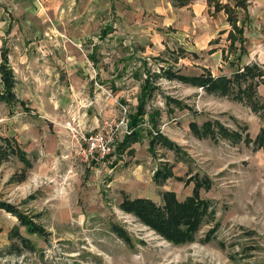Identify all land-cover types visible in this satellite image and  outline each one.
I'll list each match as a JSON object with an SVG mask.
<instances>
[{
	"label": "rangeland",
	"instance_id": "1",
	"mask_svg": "<svg viewBox=\"0 0 264 264\" xmlns=\"http://www.w3.org/2000/svg\"><path fill=\"white\" fill-rule=\"evenodd\" d=\"M25 1L32 11L22 21L31 24V36L32 25L39 23L43 38H67L70 34L81 41L87 72L73 80L78 86L85 85L83 89H88V100L93 105H98L96 92L106 90L118 108L125 106L132 112L141 83L133 75L138 70L146 75L147 71L157 73L160 67H171L181 74L197 75L204 68L214 76L231 71L228 62L233 55L230 56L226 41L229 27L222 12L213 13L205 0H196L182 9L173 8L170 0ZM1 5L6 7L5 2ZM8 7L11 17L12 6ZM108 28L111 32L96 46L100 34ZM259 32L253 48L261 53L257 63L264 65V23ZM251 48L247 46L250 53ZM156 83L158 88L148 107L161 111L159 129L184 149L191 161H178L172 152L162 148L150 156L147 138L132 146V156L119 157L114 152L103 162L93 161L90 168L65 157L58 170L61 181L49 184L56 186L52 198L44 201L42 192L34 190V185L47 180L35 181L37 178L30 171L23 183L8 184L19 170L17 162L9 160L0 168V198L15 200L12 188L16 185L25 190L26 198L33 195L35 199L24 204L7 202L38 216L35 221L48 235L43 239L19 228L36 250L24 251L21 256H1L0 264H264V153L252 145L198 140L188 127L191 121L200 125L208 119L218 120L230 129L246 125L253 139L264 123L247 107L227 98L206 95L199 89L162 78ZM258 91L264 99V85ZM166 97L198 114L176 108L168 112ZM162 162L171 165L174 176L181 180L168 179L163 186H156L152 175ZM62 169L65 176L61 175ZM87 169L99 179L93 181L91 173L86 178ZM197 174L211 180V188L199 192L200 198L210 201L211 212L190 245L173 246L118 209L121 192L158 203L161 192L167 190L183 200L192 194L190 178ZM112 177L113 185L105 187ZM112 224L125 232L129 244L110 231ZM14 226H18L17 220L0 210V253L5 254L11 244L7 235Z\"/></svg>",
	"mask_w": 264,
	"mask_h": 264
},
{
	"label": "trees",
	"instance_id": "2",
	"mask_svg": "<svg viewBox=\"0 0 264 264\" xmlns=\"http://www.w3.org/2000/svg\"><path fill=\"white\" fill-rule=\"evenodd\" d=\"M194 1L196 0H170V3L173 8L181 9L188 7ZM205 1L213 13L222 12L224 14L229 27L227 32L228 52L236 55L235 60L239 61L242 56L247 54L244 27L248 18L247 9L252 0ZM230 64L233 65L234 63L231 62ZM160 78L201 89L206 95L227 98L242 104L264 123V99L258 91L264 85V65L250 62L238 65L229 73L217 76L204 68L197 75H185L171 67H160L157 73L147 71L140 85L136 107L128 115L129 134L124 136L115 149L119 155L132 156L134 154L132 146L147 138V152L150 156L156 154L157 148H162L172 152L178 161L185 163L191 161L188 153L180 148L177 143L169 140L159 129L158 119L161 116V111L157 108L148 107L154 92L158 88L156 80ZM0 83L2 85L0 102H16L13 91L15 79L5 49L1 51ZM165 99L168 112H173V108H176L178 110L187 109L192 115L198 114L193 108L189 109L187 105L181 104L173 98L166 97ZM188 127L191 135L198 140L226 141L233 146L238 144L252 145L255 150L264 153V124L253 139L248 134L246 125L237 129H230L218 120L208 119L200 125L191 121ZM11 159L19 161L23 167L10 177L8 184L23 183L28 177V171L32 168V162L15 139L0 137V167ZM174 178L181 180L174 176L171 165L162 162L154 170L152 182L156 186H163L168 179ZM190 182L193 184L192 194L183 200H178L173 191L167 190L161 192V202L159 203L149 198H130L121 192L118 209L127 215H131L165 242L176 247L190 245L195 242L211 212L210 201L199 196L200 190L211 188V180L206 175L200 177L197 174L191 176ZM25 202L23 201L21 204ZM0 210L15 217L18 222V226H14L8 232V240L11 244L6 249L5 254L0 253V257L4 255L21 256L24 251L34 252L36 250L34 244L20 234L19 228H24L29 235H36L43 239L48 235L43 227L35 221L38 216H31L21 210L19 206L0 198ZM110 231L124 243L129 244L127 235L120 227L112 224Z\"/></svg>",
	"mask_w": 264,
	"mask_h": 264
},
{
	"label": "crops",
	"instance_id": "3",
	"mask_svg": "<svg viewBox=\"0 0 264 264\" xmlns=\"http://www.w3.org/2000/svg\"><path fill=\"white\" fill-rule=\"evenodd\" d=\"M0 2L1 4L2 2L6 3V7L0 4V62L1 51L5 49L15 79L13 91L16 97V102H0V137H11L16 140L19 147L32 162L29 173L33 175L34 179L37 178L35 181L47 180V182H43L44 184L36 182L37 184L34 185L36 188L34 190L42 192V200L47 201L52 198V190L56 186L49 184L53 181H61L57 176L58 170L61 168L60 161L64 160V156H67L72 163L79 162L87 168H90L95 161L82 163L73 156L72 151L77 146V141L64 129L63 123L71 117H76L83 130L94 131L101 125L102 121L117 119L120 116V109L104 91L96 92L97 98L95 100L98 105H93L92 101L88 100V89L86 88V92L83 89L85 85L74 84V77L79 78L80 74L87 72V69L85 71L86 58L82 53L79 39H73L70 34L67 38L57 36L43 38L40 36L43 27L39 23L32 25L34 32L31 36L28 32L31 24L22 21L24 15L26 13L30 15L32 11L29 6H25L26 1L0 0ZM9 4L12 6L11 17L8 14ZM247 14L248 18L244 27L247 54L237 61L235 60L236 55L230 53V56L233 55V59L228 62L230 70L238 65L260 62L261 53L253 47L256 46L260 37V26L264 23V0H254L248 7ZM109 28L104 29L100 34L96 46H100L111 32ZM250 45L253 48H251L252 53L248 52L247 49V46ZM246 56V61L243 63V58ZM90 58L94 60V56H90ZM231 62L234 64L231 65ZM133 75L135 79H141V83L146 76L139 73V70ZM1 91L2 85L0 83ZM88 103L91 104L88 105ZM115 149L112 153L115 152L119 157L122 156ZM14 160L20 170L23 165L16 159ZM62 162H66L67 165L70 163ZM101 168L104 169V167ZM114 169L115 166L112 171ZM71 171L69 170V172ZM90 173L93 181L99 179L97 175H93V171L88 169L85 177L88 178ZM61 175H64V169L61 170ZM114 181L115 178L112 177L105 187H111ZM18 186L12 188L16 192L15 200L8 197L6 201L27 202L35 199L33 195L26 198L25 190L23 192V189ZM61 201L66 200L62 199ZM119 201H121V197Z\"/></svg>",
	"mask_w": 264,
	"mask_h": 264
},
{
	"label": "built area",
	"instance_id": "4",
	"mask_svg": "<svg viewBox=\"0 0 264 264\" xmlns=\"http://www.w3.org/2000/svg\"><path fill=\"white\" fill-rule=\"evenodd\" d=\"M39 5L42 7L40 3ZM103 91L107 96L111 97L106 90ZM90 104L88 103V105ZM119 109L120 116L117 119L102 121L101 125L94 131L83 130L76 117H71L65 122L64 129L77 141V146L72 152L78 161L82 163H88L91 160L96 162L104 161L114 151L124 136L129 134V111L125 106H120Z\"/></svg>",
	"mask_w": 264,
	"mask_h": 264
}]
</instances>
